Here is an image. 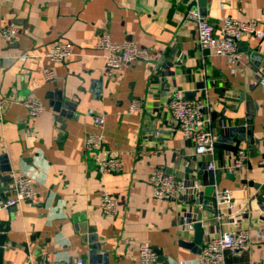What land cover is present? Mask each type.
I'll use <instances>...</instances> for the list:
<instances>
[{
    "label": "crops",
    "instance_id": "0c3cea01",
    "mask_svg": "<svg viewBox=\"0 0 264 264\" xmlns=\"http://www.w3.org/2000/svg\"><path fill=\"white\" fill-rule=\"evenodd\" d=\"M191 2L0 0V30H17L10 41L0 39V199L13 195L15 175L29 177L36 189L30 200L0 211L5 239L0 264H70L77 258L90 264L92 236L100 244L95 264H138L140 243L164 258L156 254L152 264H195L204 235L197 251L186 247L194 243V230L182 216L193 226L200 217L205 232L219 234L233 228L229 216L234 213L249 240L243 252L226 254V264H264V201L258 199L264 196V87L259 84L264 36L242 39L241 58L231 64L198 47L196 27L184 17ZM192 7L204 13L218 36L225 18L252 20L264 32V0H197ZM103 33L113 42L132 41L148 50L150 60L108 73L93 46ZM58 42L73 50L64 62L46 57ZM248 48L261 59H251ZM44 68L53 72L51 81L44 80ZM175 90L207 104L209 129L223 146L246 137L251 126L252 141L239 145L246 156L241 168H226L234 155L221 148L213 157L197 155L193 144L175 132L168 108ZM27 97L40 101V115L28 114ZM57 102L60 111L54 110ZM132 103L138 104L135 109ZM247 104L253 108L251 122ZM95 115L103 118L100 126ZM94 133L102 136V145L92 154L84 141ZM94 154L118 158L120 171L101 173ZM212 161L215 171L205 170ZM157 168L186 184L196 181L202 189L158 201L148 181ZM203 171L213 174L203 176ZM214 188L231 193L232 209H222L223 219L217 216ZM102 191L114 199L115 214L100 212Z\"/></svg>",
    "mask_w": 264,
    "mask_h": 264
},
{
    "label": "built area",
    "instance_id": "2783aa9c",
    "mask_svg": "<svg viewBox=\"0 0 264 264\" xmlns=\"http://www.w3.org/2000/svg\"><path fill=\"white\" fill-rule=\"evenodd\" d=\"M195 3L197 0H192ZM185 19L194 23L196 27V43L201 50L209 51L211 54L223 56L231 64L237 63L241 54L238 51V43L247 36L262 38L264 32L261 31L256 22L252 20H238L234 18H225L222 21L220 35L215 34L213 25L208 18L202 15L197 9L191 7L185 13ZM17 34L13 27H5L0 30V39L10 41ZM94 50L99 53L108 73H113L126 64L138 61H149L151 52L138 47L132 41L121 43L113 42L107 34H100L94 42ZM73 55L72 47L66 42H58L51 46L46 53V57L54 62H64ZM24 56L19 57L24 60ZM42 75L45 81H51L54 78L53 72L44 68ZM259 84L264 87V78H260ZM0 93V122L3 117L4 103ZM30 116H38L43 112V107L37 99L27 97L23 101ZM137 103H132L130 108L135 109ZM168 108L171 117L175 123V132H177L185 141H189L194 146V152L197 155H206L213 157L215 154V138L210 129L206 117L207 104L202 100H187L182 96L181 91L172 92L168 101ZM93 121L97 126L103 123L100 115H95ZM85 150L88 153H94L102 145V136L99 133L88 134L84 141ZM246 156L242 150H238L233 159L226 166L230 170L241 168L244 165ZM93 161L96 168L101 173H117L121 169V162L118 158H102L99 154L93 155ZM264 163V161L262 162ZM205 170L215 171L214 162H209L204 166ZM151 195L158 201H172L178 196L187 192H200L202 185L194 181L186 184L173 175L167 173L162 168L155 169L149 177ZM13 195L5 199H0V211L12 208L17 204L30 200L36 194L34 182L27 176L15 175L12 178ZM264 201V196L258 198ZM213 202L217 209L218 219L225 216L222 213L224 207L232 209L231 193L228 189L213 190ZM261 212L264 209L260 208ZM99 210L103 214H115L116 205L114 199L106 192L102 191L99 200ZM182 222L186 224L188 230H192V223L187 222V217L182 216ZM229 222L232 229L219 234H210L203 230L204 241L201 245L199 254L195 259V264H226L225 256L227 253L239 254L243 252L248 245V233L245 230L238 229L240 216L234 213L229 216ZM138 253V264H152L156 259V253L148 243H140L136 247ZM11 264V263H5ZM38 264H50L48 261H40ZM70 264H84L77 258ZM252 264H263L254 262Z\"/></svg>",
    "mask_w": 264,
    "mask_h": 264
},
{
    "label": "water",
    "instance_id": "95a60500",
    "mask_svg": "<svg viewBox=\"0 0 264 264\" xmlns=\"http://www.w3.org/2000/svg\"><path fill=\"white\" fill-rule=\"evenodd\" d=\"M194 4H195V2L192 1L191 4L189 5L188 9H190ZM200 13L202 15L204 14L201 11H200ZM246 52L248 53V55L250 56L251 59L260 60L261 57H262L261 54L257 53L255 50H251L249 48L246 50ZM255 63L257 65V62H255ZM247 108H248V113H249V115L247 116V121L251 122L252 121V109L253 108H252V106H250V104H247ZM54 110L55 111H60V106H59L58 102L55 103ZM61 116H64V114L62 112H60V117ZM57 120H58V122L63 124L62 118H57ZM247 132L248 133H247L246 137H240V139H235L234 138L233 144H231V145L228 143V145H224L223 146L221 144L222 138H218L216 140V142H215V147L224 149L227 152H229L230 154L235 155L236 152L239 150V145H240V141L241 140H249L250 142L252 141V138H251V132H252L251 126H249V128L247 129ZM201 174L203 176L205 174L211 175V174H213V172H204L203 171V172H201ZM217 174H219V177L217 178V180L215 182L218 185L219 182H220L221 172L218 171ZM225 177L230 179V180H233L234 175H233V173H227V174H225ZM210 184L213 185L214 184V180ZM193 230H194V241H193L194 243L193 244H186V247L191 248L193 251L194 250L197 251V246L201 244L202 236H203V228H202V224H201V221H200V217L197 218L196 223L193 226ZM95 238H96L95 236L90 237L91 242H92V240H94V242H93L94 244H93L92 250L90 252V264H95V262L98 261V256H96V251L100 248V244L97 243ZM4 240H5L4 237H0V256H1V253H2V247H3L2 241L4 243ZM153 250L159 256L158 259H161L162 261H164V258L161 256L160 251L158 249H153Z\"/></svg>",
    "mask_w": 264,
    "mask_h": 264
}]
</instances>
